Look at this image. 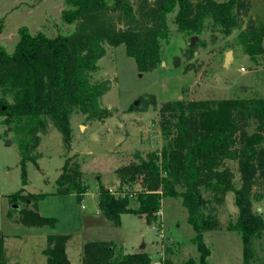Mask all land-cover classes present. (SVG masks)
<instances>
[{
  "label": "trees",
  "instance_id": "obj_1",
  "mask_svg": "<svg viewBox=\"0 0 264 264\" xmlns=\"http://www.w3.org/2000/svg\"><path fill=\"white\" fill-rule=\"evenodd\" d=\"M60 16L73 24L67 33L47 35L17 29L12 51L0 44V113L5 123L13 122L18 134L20 178L26 183V163L37 165L40 134L55 127L65 152L72 142L70 115L80 112L85 119L101 121L109 110L101 103L110 88L108 78L94 79L97 60L107 46L122 44L139 71H151L161 60L160 41L169 34L168 15L173 12L176 30L190 35L204 30L205 21L223 32L243 25L238 37L248 52H260L264 25L251 16V0H64ZM189 50H193L189 46ZM172 64L179 66V57ZM189 67L186 69L188 70ZM130 105L132 110L156 109L163 137L159 148L135 150L132 158L114 168V190L98 178L95 186L98 209L103 218L120 225L122 213L143 214L150 224L158 220L160 200L176 198L186 209L199 252L197 264H208L210 249L203 232L222 228L209 204L222 205L233 192L237 207L225 229L235 230L242 240L243 262L251 264V245L264 231V210L253 209L252 198L264 196V97L240 96L223 99H171L159 101L155 94L142 93ZM255 129L249 132L248 126ZM229 162L236 163V172ZM55 179L56 193H73L82 200L89 187L77 161L66 157ZM237 176V177H236ZM237 180L238 185L234 182ZM138 186V187H136ZM45 193H11L10 200L22 205L17 222L29 226L54 227L56 217L37 211V200ZM208 208V209H207ZM263 215V216H262ZM42 252L46 264H71L66 255L65 233H49ZM6 248L0 237V264H7ZM82 264H151L145 250L119 252L111 240H89L81 247ZM14 264V263H12ZM164 264H174L164 259ZM184 264H194L189 258Z\"/></svg>",
  "mask_w": 264,
  "mask_h": 264
},
{
  "label": "rangeland",
  "instance_id": "obj_2",
  "mask_svg": "<svg viewBox=\"0 0 264 264\" xmlns=\"http://www.w3.org/2000/svg\"><path fill=\"white\" fill-rule=\"evenodd\" d=\"M64 7V0H0V44L12 51L18 40L17 29L23 25L30 32L41 30L47 35L71 31L73 24H64L61 20ZM250 11L264 25V0H251ZM173 16V12L168 15L167 39L160 41L161 60L151 71H139L122 44L106 47V53L97 60L99 69L92 78L110 80V88L101 97L109 114L97 121L73 112L69 152H65L55 127L40 134L34 150L37 165L32 161L26 163L25 184L20 178L18 134L8 129L15 125L5 123L0 113V237L7 250V264H46L42 250L47 244V234L54 232L68 234L65 250L71 264H82L81 247L90 239L111 240L121 253L145 250L151 256V263L164 264L167 258L174 264H184L189 258L198 263L199 252L191 242L194 230L187 221L186 209L176 198H161L155 224L148 223L144 215L139 217L133 213H123L118 226L102 216L95 222L83 219L84 212L95 206L93 195L98 178L114 190L118 187L117 180L113 181L116 166L129 161L135 150L145 152L163 143L156 109H130L139 94H155L159 101L264 97V38L260 52H248L238 37L243 25L223 32L207 18L204 30L195 34L193 50H189L191 35L176 30ZM231 49H236L239 56L230 60L231 52L229 61L223 63L225 52ZM174 55L179 57V66L172 64ZM247 63L248 68L241 71L240 66ZM0 98L11 101L5 92H0ZM247 130L256 129L250 124ZM66 157L79 162L83 181L89 187L88 195L80 201L74 194L56 193L55 179ZM229 164L237 175L236 163ZM234 182L238 185L236 179ZM20 188L23 192L45 193L37 200V211L56 217L54 227L29 226L16 221L22 204L11 201L10 195ZM224 200L222 205L208 206L222 225L220 229L203 232V240L211 252L208 264H244L240 235L225 229L227 221L234 219L237 212L233 192H227ZM252 200L253 209L263 213L264 196ZM251 248L254 251L251 264H264V231L260 238L253 239Z\"/></svg>",
  "mask_w": 264,
  "mask_h": 264
},
{
  "label": "crops",
  "instance_id": "obj_3",
  "mask_svg": "<svg viewBox=\"0 0 264 264\" xmlns=\"http://www.w3.org/2000/svg\"><path fill=\"white\" fill-rule=\"evenodd\" d=\"M231 51H232V55H231V58H230V60L233 58V57H238L239 55H238V53L236 54V49H231ZM191 99V98H190ZM116 180V178L113 180V181H115ZM88 192H89V190H88ZM88 192L84 195V197H86L87 195H88ZM71 194H73V193H71ZM94 204H95V206L93 207V208H90L89 207V209L86 211V212H84V214H83V219L84 220H86V221H92V222H95V219H97V218H99V217H101L102 215L100 214V212H99V209H98V203H97V198H96V192H95V190H94ZM83 197V198H84ZM123 214V213H122ZM140 216H143V214H140L139 215V217ZM103 217V216H102ZM100 219V218H99ZM120 219H121V216H120ZM211 253V252H210Z\"/></svg>",
  "mask_w": 264,
  "mask_h": 264
},
{
  "label": "water",
  "instance_id": "obj_4",
  "mask_svg": "<svg viewBox=\"0 0 264 264\" xmlns=\"http://www.w3.org/2000/svg\"><path fill=\"white\" fill-rule=\"evenodd\" d=\"M196 35L193 34L190 36V39H189V46H192L194 40L196 39ZM231 50H227L224 54V60H223V63H226L229 61V58H230V55H231ZM136 103V102H135ZM14 206H16V204H13ZM7 254V251L5 252Z\"/></svg>",
  "mask_w": 264,
  "mask_h": 264
},
{
  "label": "built area",
  "instance_id": "obj_5",
  "mask_svg": "<svg viewBox=\"0 0 264 264\" xmlns=\"http://www.w3.org/2000/svg\"><path fill=\"white\" fill-rule=\"evenodd\" d=\"M247 65H248V63H247V64H244V65H241V66H240V70H241V71L246 70V68H248ZM248 66H249V65H248ZM151 264H156V263H151Z\"/></svg>",
  "mask_w": 264,
  "mask_h": 264
}]
</instances>
